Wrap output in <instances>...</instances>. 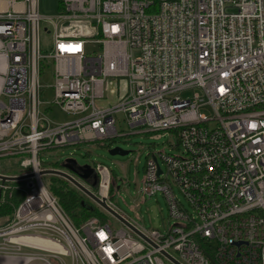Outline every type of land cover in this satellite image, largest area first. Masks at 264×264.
Listing matches in <instances>:
<instances>
[{
	"label": "built area",
	"instance_id": "obj_1",
	"mask_svg": "<svg viewBox=\"0 0 264 264\" xmlns=\"http://www.w3.org/2000/svg\"><path fill=\"white\" fill-rule=\"evenodd\" d=\"M48 75L52 105L76 119L42 111ZM118 115L179 141L148 156L142 192L161 191L175 219L166 234L134 223L149 241L96 217L76 226L44 171L72 173L40 159L125 136ZM11 157L21 171L0 172V205L17 198L0 215V262L264 264V0H60L54 15L0 0V159ZM94 169L97 187L84 185L117 209L110 169Z\"/></svg>",
	"mask_w": 264,
	"mask_h": 264
},
{
	"label": "rangeland",
	"instance_id": "obj_2",
	"mask_svg": "<svg viewBox=\"0 0 264 264\" xmlns=\"http://www.w3.org/2000/svg\"><path fill=\"white\" fill-rule=\"evenodd\" d=\"M59 1L39 0L40 12L43 15L56 14ZM42 40L43 44L47 46H51L53 43L50 34L43 35ZM134 55H139L137 49L134 50ZM41 82L44 86L41 100L45 102L42 105V111L54 122L61 123L76 119L78 116L65 113L59 107L52 105L53 90L50 88L53 85L52 76L48 75L46 78L41 79ZM193 93L192 89H188L182 93V96L190 97ZM204 112L210 114L207 110H204ZM118 119L120 120L118 128L123 129L128 134L107 142L110 143V147L119 146L130 151L128 154L112 156L108 152L109 148L102 145L103 141H93L44 151L40 153V159L46 167L59 166L58 168L62 169H65L61 165L67 159H75L81 165L91 164L94 166L100 163L108 167L113 175L115 186L110 200L117 210L146 231L158 230L160 233L166 234L174 224L175 219L170 215L167 200L161 191L153 196H148L142 192L145 166L150 154H159L160 152L175 154L179 152L177 147L172 145H179V141L176 136L170 135L166 131L143 132L145 129L125 127L121 122L122 115H118ZM157 134L161 136L155 137ZM158 160L162 168H165L163 159L160 156ZM20 171L21 166L18 157L0 159V172L18 174ZM48 179H46V182H48ZM91 187L94 188V186ZM174 193L185 208L194 211V207L175 184ZM104 212L107 213L105 210ZM106 221L113 229L123 227V224L109 213H107ZM65 260L68 264L70 263L69 257H65Z\"/></svg>",
	"mask_w": 264,
	"mask_h": 264
},
{
	"label": "water",
	"instance_id": "obj_3",
	"mask_svg": "<svg viewBox=\"0 0 264 264\" xmlns=\"http://www.w3.org/2000/svg\"><path fill=\"white\" fill-rule=\"evenodd\" d=\"M108 152L110 155L114 156V155H126L130 151L124 150L122 147L115 146V147H109ZM154 160H157L155 156H154ZM61 166L67 169L73 175L59 169H47L44 171V174L55 175L66 179L72 185H74L79 191H81L85 196H87L92 202H94L97 206L101 207L107 213L118 219L125 227L131 229L133 232H135L137 235L141 236L145 240H148L147 237L138 229V227H136L134 223H132L129 219H127L117 209L113 208L107 202L105 197L98 196L86 185H84V183H86L91 186H94V188L97 187L99 179L94 169V166H92L91 164L81 165L75 159H67L66 161H64V163ZM161 172L162 170L159 167L158 173L161 174ZM4 178L5 177H3V179Z\"/></svg>",
	"mask_w": 264,
	"mask_h": 264
},
{
	"label": "trees",
	"instance_id": "obj_4",
	"mask_svg": "<svg viewBox=\"0 0 264 264\" xmlns=\"http://www.w3.org/2000/svg\"><path fill=\"white\" fill-rule=\"evenodd\" d=\"M103 146L109 148L110 143L104 141ZM59 167V166H54ZM50 190L57 197L59 204L62 206L67 215L71 218L76 226H81L87 220L96 217L103 222L106 221L107 213L99 206L92 202L81 191L75 188L66 179L58 176H48ZM113 179V175H112ZM115 190L114 183L111 186V192ZM17 198L10 201L8 204L0 205V215L9 212L12 204L17 203Z\"/></svg>",
	"mask_w": 264,
	"mask_h": 264
},
{
	"label": "bare ground",
	"instance_id": "obj_5",
	"mask_svg": "<svg viewBox=\"0 0 264 264\" xmlns=\"http://www.w3.org/2000/svg\"><path fill=\"white\" fill-rule=\"evenodd\" d=\"M0 264H11V263H8L6 261H3V262H0Z\"/></svg>",
	"mask_w": 264,
	"mask_h": 264
}]
</instances>
